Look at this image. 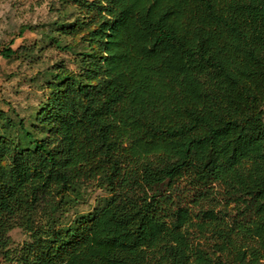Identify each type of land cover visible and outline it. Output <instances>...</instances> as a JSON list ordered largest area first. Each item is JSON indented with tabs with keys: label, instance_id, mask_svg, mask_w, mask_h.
I'll use <instances>...</instances> for the list:
<instances>
[{
	"label": "trees",
	"instance_id": "1",
	"mask_svg": "<svg viewBox=\"0 0 264 264\" xmlns=\"http://www.w3.org/2000/svg\"><path fill=\"white\" fill-rule=\"evenodd\" d=\"M73 1L95 27L81 71L56 73L42 105L51 134L0 109V255L21 226L22 264H260L264 0ZM88 181L103 203L57 223ZM180 183L221 187L241 218L192 209ZM209 232L214 251L198 242Z\"/></svg>",
	"mask_w": 264,
	"mask_h": 264
},
{
	"label": "rangeland",
	"instance_id": "2",
	"mask_svg": "<svg viewBox=\"0 0 264 264\" xmlns=\"http://www.w3.org/2000/svg\"><path fill=\"white\" fill-rule=\"evenodd\" d=\"M93 16V12L73 0H0V109L16 123L23 121L36 137L51 134L38 117L52 93L56 73L81 71L83 53L91 49ZM8 49L12 53L4 54ZM19 133L14 128L11 135L20 140ZM179 186V196L192 209L216 207L228 223L241 218L236 203L221 187L193 190L181 183ZM166 188L160 187L162 191ZM107 196L108 191L96 181L85 182L69 194L67 202L56 211L55 219L57 223L71 222L93 212ZM46 220L40 210L34 215L33 225H43ZM9 237L0 264H22L21 252L32 241L31 232L16 226ZM215 241L210 232L198 236V242L209 251H214Z\"/></svg>",
	"mask_w": 264,
	"mask_h": 264
},
{
	"label": "built area",
	"instance_id": "3",
	"mask_svg": "<svg viewBox=\"0 0 264 264\" xmlns=\"http://www.w3.org/2000/svg\"><path fill=\"white\" fill-rule=\"evenodd\" d=\"M262 261H264V257H263Z\"/></svg>",
	"mask_w": 264,
	"mask_h": 264
}]
</instances>
